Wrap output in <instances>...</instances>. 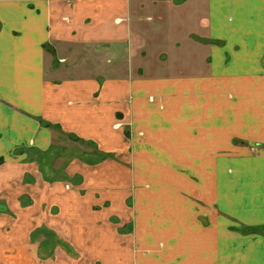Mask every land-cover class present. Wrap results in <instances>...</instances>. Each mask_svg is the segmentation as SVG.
I'll use <instances>...</instances> for the list:
<instances>
[{
  "label": "crops",
  "instance_id": "1",
  "mask_svg": "<svg viewBox=\"0 0 264 264\" xmlns=\"http://www.w3.org/2000/svg\"><path fill=\"white\" fill-rule=\"evenodd\" d=\"M0 264H264V0H0Z\"/></svg>",
  "mask_w": 264,
  "mask_h": 264
},
{
  "label": "rangeland",
  "instance_id": "2",
  "mask_svg": "<svg viewBox=\"0 0 264 264\" xmlns=\"http://www.w3.org/2000/svg\"><path fill=\"white\" fill-rule=\"evenodd\" d=\"M85 52H82V54H84ZM64 142V143H63ZM63 142H61V143H63L62 145L64 146L63 147V154H66L67 153V151H69L68 149H69V147H71V146H74V144H75V139H73V137H67V139L66 140H64ZM85 149H86V146H83ZM68 154V153H67ZM57 157V156H56ZM56 157H54V160L56 159ZM70 157H65V159L64 160H59L58 162H57V164H56V166L57 167H62V165H63V163H65V161H67L68 159H69ZM56 161V160H55ZM54 161V162H55ZM72 180V179H71Z\"/></svg>",
  "mask_w": 264,
  "mask_h": 264
}]
</instances>
